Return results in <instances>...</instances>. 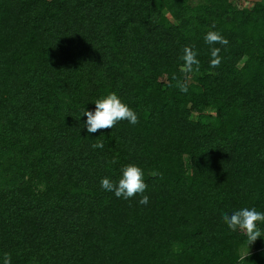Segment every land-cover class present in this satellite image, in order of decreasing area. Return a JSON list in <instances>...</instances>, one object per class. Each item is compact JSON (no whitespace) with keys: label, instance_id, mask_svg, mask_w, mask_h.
I'll return each instance as SVG.
<instances>
[{"label":"trees","instance_id":"obj_1","mask_svg":"<svg viewBox=\"0 0 264 264\" xmlns=\"http://www.w3.org/2000/svg\"><path fill=\"white\" fill-rule=\"evenodd\" d=\"M113 92L139 123L89 134ZM129 164L147 205L100 186ZM245 207L264 212V0H0V264H264L222 219Z\"/></svg>","mask_w":264,"mask_h":264},{"label":"clouds","instance_id":"obj_2","mask_svg":"<svg viewBox=\"0 0 264 264\" xmlns=\"http://www.w3.org/2000/svg\"><path fill=\"white\" fill-rule=\"evenodd\" d=\"M215 28V25H212ZM204 40L209 45H224L227 46L229 41L217 31H208ZM221 49L218 47L211 48L210 67L217 68L221 64L219 55ZM197 52L192 47L186 46L183 49V55L180 59L183 61L181 72L184 73L183 81L173 76L176 80V87L181 92L188 91V76L191 73L198 72L200 69V61L197 58ZM95 110L88 111L84 109L83 114L87 117L83 124L89 134L96 133L101 129H112L120 121H128L132 125L139 123L138 114L131 109L127 104L122 102L116 93H110L107 96L97 99L95 102ZM103 143L93 144V148H103ZM144 171L141 167L135 164H129L122 170V176L118 182H114L109 178H103L100 181V186L107 192L114 193L115 197L128 200L137 195L141 196L139 204L147 205L149 197L144 195L148 185L143 179ZM222 219L227 227L233 231H240L245 236L249 246L257 241L258 238L264 237L259 223H264V212L257 211L255 208H241L234 211L232 214H223ZM3 264H11V257L8 253L3 255Z\"/></svg>","mask_w":264,"mask_h":264},{"label":"rangeland","instance_id":"obj_3","mask_svg":"<svg viewBox=\"0 0 264 264\" xmlns=\"http://www.w3.org/2000/svg\"><path fill=\"white\" fill-rule=\"evenodd\" d=\"M235 2V5L238 8H245V7H250L253 3L259 1V0H233ZM252 251L251 245H247L241 249V254H246L248 252Z\"/></svg>","mask_w":264,"mask_h":264}]
</instances>
